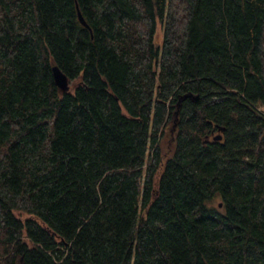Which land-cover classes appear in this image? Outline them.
I'll return each instance as SVG.
<instances>
[{
    "label": "trees",
    "instance_id": "1",
    "mask_svg": "<svg viewBox=\"0 0 264 264\" xmlns=\"http://www.w3.org/2000/svg\"><path fill=\"white\" fill-rule=\"evenodd\" d=\"M263 249L264 0H0V264Z\"/></svg>",
    "mask_w": 264,
    "mask_h": 264
},
{
    "label": "rangeland",
    "instance_id": "2",
    "mask_svg": "<svg viewBox=\"0 0 264 264\" xmlns=\"http://www.w3.org/2000/svg\"><path fill=\"white\" fill-rule=\"evenodd\" d=\"M162 35H163V27L161 24H159L156 31V38L158 42H161ZM175 133H176V123L174 120H171L166 126L165 133L161 139V147L164 158H166L173 152L174 143H175Z\"/></svg>",
    "mask_w": 264,
    "mask_h": 264
},
{
    "label": "water",
    "instance_id": "3",
    "mask_svg": "<svg viewBox=\"0 0 264 264\" xmlns=\"http://www.w3.org/2000/svg\"><path fill=\"white\" fill-rule=\"evenodd\" d=\"M79 14H80L81 21L84 24H87L84 17L82 16V14L81 13H79ZM53 75H54V79H55V82L58 85V87L63 91H67L70 87L69 78H68L67 74L64 71H62V69L58 65H54L53 66ZM214 138L215 139H221L222 133L215 135ZM263 251H264V249H263Z\"/></svg>",
    "mask_w": 264,
    "mask_h": 264
},
{
    "label": "bare ground",
    "instance_id": "4",
    "mask_svg": "<svg viewBox=\"0 0 264 264\" xmlns=\"http://www.w3.org/2000/svg\"><path fill=\"white\" fill-rule=\"evenodd\" d=\"M159 168V167H158Z\"/></svg>",
    "mask_w": 264,
    "mask_h": 264
}]
</instances>
